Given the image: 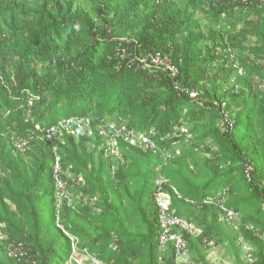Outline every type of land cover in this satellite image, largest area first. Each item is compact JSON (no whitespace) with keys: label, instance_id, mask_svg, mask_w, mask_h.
<instances>
[{"label":"trees","instance_id":"16d2710c","mask_svg":"<svg viewBox=\"0 0 264 264\" xmlns=\"http://www.w3.org/2000/svg\"><path fill=\"white\" fill-rule=\"evenodd\" d=\"M180 1L0 0V28L5 20L28 34L13 73L0 58V264H65L70 234L105 264H172L171 243L166 252L159 248L160 189L169 195V209L201 230L199 238L184 235L193 260L209 264L203 240L219 245L216 238L238 260L235 243L242 234L257 249L256 264H264L262 240L242 228L234 235L219 220V204H204L227 189L224 206L249 224L254 220L243 206L263 200L242 165L251 163L264 179V6L255 0ZM195 2L202 17L194 13ZM13 16L17 23L34 17L23 28ZM221 19L227 26L215 31ZM249 37L252 47L243 44ZM134 41L145 51L172 52L180 61V85L199 97L178 93L169 76L119 63L118 45ZM6 43L0 37V52ZM33 59L36 65L22 68ZM223 106L233 121L224 131L216 126ZM69 116L153 129L156 149L119 140L121 156L104 157L96 134L77 141L65 135L64 143L56 141L57 155L63 170L77 177L70 180L74 208L66 199L58 208L55 155L43 131ZM20 139L27 143L17 150ZM161 176L167 181L159 184ZM19 244L25 254L10 257Z\"/></svg>","mask_w":264,"mask_h":264},{"label":"built area","instance_id":"2783aa9c","mask_svg":"<svg viewBox=\"0 0 264 264\" xmlns=\"http://www.w3.org/2000/svg\"><path fill=\"white\" fill-rule=\"evenodd\" d=\"M239 1L244 4L253 3V0H233ZM264 6V0H255ZM115 57L118 58L119 63L127 66L128 68H134L135 70H144L147 73L154 76L166 75L173 80L174 89L178 93L184 94L190 100H196L199 97V93L196 90L184 88L180 85L178 80L180 61L175 59L172 52H163L161 50L152 49L145 51L141 44L137 41L120 43L116 48ZM242 73V69H239ZM223 115L221 130L224 131L225 127H232L233 121L231 120L227 111L224 110V106L221 109ZM94 127V128H93ZM182 132L185 131L184 128L180 129ZM179 130V131H180ZM96 134L99 137V143L101 144L102 151H104L105 156H112L114 158H119L121 156L120 150L118 148V142L123 141L131 145H138L141 148H150L155 151L156 145L152 140L155 137V131L153 129L147 132L136 131L133 128H129L127 125H116L109 119L102 120L101 122H95L92 117L89 116H73L61 119L56 125L51 126L43 131V136L46 137L47 142L52 145V151L55 155V163L53 167V177L55 181V191L57 207H61L63 200H67V206L74 208L73 201L71 199L72 186L70 185V180H75L77 176L64 171L61 166L60 156L57 155L58 147L55 146L56 141L64 143V136L70 135L77 141L79 137L83 136H93ZM27 141L18 140V148L22 150V146L26 144ZM242 171L247 182L252 183L261 192L263 200L261 201V206L264 209V179L257 177L254 173V166L246 162L242 165ZM82 179L81 177L79 178ZM79 181V180H78ZM165 179L159 178L158 183H164ZM157 183V184H158ZM157 203L160 206V251L166 252L168 246L171 243L173 247L174 257L172 264H202L200 262L191 260L189 257V246L188 241L185 238V234L192 236L193 238H199L201 236V230L194 225L190 224L183 218H180L174 214V211L169 209L170 199L169 196L160 189L157 192ZM226 191L216 199L208 200L205 203L215 202L219 204V207L223 211L220 215L219 220L230 227H234L236 230L245 229L246 231L252 232L253 235L258 236V231L256 228L244 222L242 215L233 209H228L224 206L226 202ZM162 199L167 197L166 204L162 203ZM4 234L0 231V239H4ZM70 237L72 242L71 254L74 252L79 254H85L93 260L94 263L91 264H103L96 257L89 254L87 249L80 248L79 240L76 241ZM75 237V236H74ZM203 245L207 249L208 254L211 256L213 249L216 247V243L213 240H203ZM238 245L244 250V254L241 256V260L245 261V264H255L257 262V255L255 248L249 244L246 239L241 234L238 237ZM25 254L21 244L14 246L9 250L10 257H20ZM216 264H225L222 259ZM162 264H170L166 260H162Z\"/></svg>","mask_w":264,"mask_h":264},{"label":"rangeland","instance_id":"374dc122","mask_svg":"<svg viewBox=\"0 0 264 264\" xmlns=\"http://www.w3.org/2000/svg\"><path fill=\"white\" fill-rule=\"evenodd\" d=\"M48 1L51 2L52 0H48ZM184 2H185V0H182V1H180V4H183ZM192 8L194 9V13L198 17L203 16V14L197 8L196 2H195V4L192 5ZM15 13H18L17 7L14 8V11L11 12L10 15H14ZM254 16H255V14H252V15L248 16L247 19H253ZM17 17H20V14H18ZM33 17L34 16L30 17L29 19L27 17V20L21 21V23H17V20H19L20 18H14V16H13V17H11V22L17 23V26L24 28V27L28 26L29 20H31ZM210 22L202 21V23L205 25L213 24ZM1 23H2V28H0V37L7 39V43L5 45H3V47L1 48L2 52H0V58L2 56L5 57L6 68L9 67V71H11V73H13L15 71V69H14L15 66L18 65V61L21 60V58H20V56H22V49L21 48H23L25 46L28 34L25 35V34H22L21 32H18L19 29H17V28L14 30L11 29V26H13V25H11L10 22H6L5 20H2ZM95 23L100 25L99 19L96 20ZM219 26L220 27H226L227 22H225V20L221 19L220 22L217 25H215L214 30L218 31L220 28ZM241 27H242V24H240L239 27H237V29H239ZM80 30L82 32V28H80ZM60 32L62 33V37L66 34L65 30L60 29ZM255 43H256L255 39L252 37H249L247 41L243 42L244 46H246V47H252L255 45ZM65 45H66V38H64V40H63V47H62L63 49H64ZM101 54H102V49L100 50V55ZM33 60L34 61L29 60L28 63L22 64V68L25 69L27 65H36L37 64L36 59H33ZM221 124H222V120L219 119L216 123V126L222 127ZM184 129H185V131L182 132L180 130V133H182V134L187 133V128H184ZM187 137L189 138L188 134H187ZM205 142L206 143H212L211 138H208ZM97 149H98L97 151L103 150L100 143L97 146ZM102 154L104 157H106L105 153L102 152ZM223 191H227V189L223 190ZM223 191H222V193H223ZM160 199H161L162 203L166 204L167 197L162 199V196H160ZM242 210L244 212V215L249 220H254V221H251L248 223L253 225L258 232H259V230L262 231L263 225H264V210L261 209L260 200L259 199L258 200H252V201L250 200V201L246 202L245 205L243 206ZM260 215H261V218L259 217ZM259 220H261V223H262L261 225L259 223ZM232 228L234 229L233 231L235 232L234 235L239 234V232L241 231L239 229L236 230L234 227H232ZM69 236H71V238L74 239L75 241L78 239L76 236L74 237V235L70 234ZM218 236H220V235H218ZM220 237H222V236H220ZM222 238L225 239L224 237H222ZM216 241L219 243V245L218 246L216 245V247L213 249L211 256L208 254L207 250L205 251V256H206L205 261H207L209 264H216V262L219 261L218 259H222V262H225V264H245V261L241 260V256H242V254H244V250L242 248H240V247L238 248V254H239L238 256L239 257H238V260H235L237 257H236V255L233 254V252L229 248L228 243L227 242H219L217 240V238H216ZM237 243L238 242L236 241V244ZM187 257H189L191 260L194 259L191 254H189ZM91 263H94V261L93 260L91 261V258L89 256H87L85 254H79V253L74 252V254L73 253L71 254L69 260L65 264H91ZM103 264H105V263H103Z\"/></svg>","mask_w":264,"mask_h":264},{"label":"crops","instance_id":"0c3cea01","mask_svg":"<svg viewBox=\"0 0 264 264\" xmlns=\"http://www.w3.org/2000/svg\"><path fill=\"white\" fill-rule=\"evenodd\" d=\"M260 200V199H259ZM260 206H261V200H260ZM261 209H263L262 208V206H261ZM264 210V209H263ZM259 212V211H258ZM260 214V213H259ZM260 218H261V215L259 216ZM259 223L260 224H262L261 223V220H259ZM262 229V228H261ZM259 230V229H258ZM252 233V232H251ZM255 236V235H254ZM243 237H244V235H243ZM258 237L262 240V243L264 244V225H263V229H262V231H260L259 230V233H258ZM245 238V237H244ZM246 239V238H245ZM236 241L238 242V238L236 239ZM246 241L249 243V244H251L254 248H255V251H256V255H257V249H256V247L252 244V243H250L247 239H246ZM236 244V243H235ZM217 245V244H216ZM218 246V245H217ZM236 248L238 249L239 248V245H238V243L236 244ZM190 254V253H189ZM257 260H258V255H257ZM256 264V263H255Z\"/></svg>","mask_w":264,"mask_h":264},{"label":"clouds","instance_id":"9594fccd","mask_svg":"<svg viewBox=\"0 0 264 264\" xmlns=\"http://www.w3.org/2000/svg\"><path fill=\"white\" fill-rule=\"evenodd\" d=\"M149 74V73H148ZM150 75H152V74H150ZM154 76V75H153ZM155 77H157V76H155ZM69 117H73V116H69ZM65 118H67V117H65ZM62 119H64V118H62ZM60 121V120H59ZM181 129V128H180ZM188 138V137H187ZM21 141H23L24 142V140L23 139H20ZM15 145V148L17 149V150H19L18 149V141L14 144ZM21 150V149H20ZM161 178H163V179H165L164 177H162L161 176ZM165 181H167L166 179H165ZM167 194V193H166ZM168 195V194H167ZM169 196V195H168ZM170 199V198H169Z\"/></svg>","mask_w":264,"mask_h":264}]
</instances>
